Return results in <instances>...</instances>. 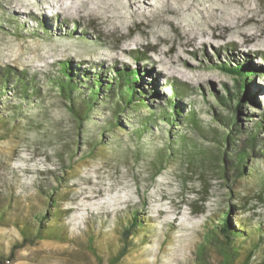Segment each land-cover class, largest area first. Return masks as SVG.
<instances>
[{
    "label": "rangeland",
    "instance_id": "obj_1",
    "mask_svg": "<svg viewBox=\"0 0 264 264\" xmlns=\"http://www.w3.org/2000/svg\"><path fill=\"white\" fill-rule=\"evenodd\" d=\"M242 58L257 68L250 86L263 92L253 97L247 91L248 100L261 103L264 0H0V69L10 66L35 76L40 92L37 101L49 108V118L60 133L51 130L45 139H36L33 128L17 135L11 129L8 136L0 137V193L11 188L14 197L34 201L39 210L43 209L41 201L47 196L40 192L38 183L52 179L49 171H55L57 165L52 150L66 140L77 143L78 148L71 159L69 185L58 186L66 194L60 204L68 211L61 222L66 237L39 239L19 247L18 231L11 225H0V258L11 255L9 239L13 237L16 248L8 264H195V250L206 230V219L228 209L230 199L236 201L233 195L247 196L243 200L249 209L245 216L264 215V185L253 187V180L246 176L229 182V188L216 173L210 177L209 193L201 201L198 177L185 174L189 176L184 186L180 182L183 172L175 163L152 177L145 160L135 158L136 146L125 129L112 134L124 136V155L119 148L107 151L98 145L92 156L82 157L81 149L87 147L79 143L86 145V134L92 135L94 120L102 119L107 112H93L88 123L76 127L63 109L66 101L47 79L56 75L58 62L68 59L84 67L95 63L106 70L114 66L138 69L145 72L137 81L139 87H156L169 95L170 84L182 86L185 110L192 108L204 125H213L224 135L229 128L217 115L228 118L230 112L218 103L217 94L223 93L225 84L233 86L234 81L220 65ZM151 79L153 86L147 84ZM1 98L15 102L10 93ZM156 101L160 99L148 103ZM247 106L258 111L248 102ZM24 107L26 114L35 109L32 100ZM146 111L141 107L137 112ZM239 116L238 123L252 125L245 116ZM18 120L24 122L23 118ZM162 128L154 131L152 143L169 151L170 128L166 131L165 123ZM106 133H101L106 141L112 139L108 135L111 132ZM197 143L219 156L229 151L228 145L201 136ZM247 165L248 176L264 174V156L253 158L252 154ZM192 204L203 205L201 212H193ZM135 206L154 217L149 225L156 227L153 233L157 235L151 236L150 242L144 240L143 246L137 245L118 262H109L113 247L109 249L107 243L116 241L115 234H100L92 225L102 223L103 230H108L115 214ZM228 210L232 219L244 217L239 211ZM136 226L141 228L142 223L137 221ZM89 227L95 234L93 248L86 234ZM207 256L210 264L223 260L216 245H210ZM259 259L255 257L250 264H257Z\"/></svg>",
    "mask_w": 264,
    "mask_h": 264
},
{
    "label": "trees",
    "instance_id": "obj_2",
    "mask_svg": "<svg viewBox=\"0 0 264 264\" xmlns=\"http://www.w3.org/2000/svg\"><path fill=\"white\" fill-rule=\"evenodd\" d=\"M57 66L56 75H48L47 79L51 87H56L64 98L66 106L76 116L78 124L88 123L86 121L92 118L93 112L102 110L107 112L102 119L94 120L92 135L86 134V145L79 143L87 147L81 149L82 157L92 156L98 145L107 151L113 147L119 148L124 155L125 140L122 138L124 136L113 137L112 134H115L116 130L125 129L127 137L136 146L135 158L145 160L152 177L165 166L174 163L183 172L180 182L184 186L188 182L186 176H189L185 174L192 173L197 176L199 186L197 193L200 201L209 193L210 177L217 174L229 188H231L229 182L242 176L253 180V187L259 185L263 188L264 174L248 176L249 156L252 154L253 158L264 156V101L261 103L255 101L254 107L258 111H252L248 110L244 98L247 91L253 97L257 92L263 95L260 89L255 90L250 86L252 77L257 74V68L250 67L249 60L242 58L233 63L220 65L224 73L235 77L233 86L225 84L223 93L217 92L218 103L228 108L230 112L228 118L217 115V118L229 128L224 135H220L215 126L204 125L192 108L185 110L182 101L185 91L176 83L169 85L168 95L159 92L156 87L147 90L139 87L137 81L145 72L140 73L138 69L114 66L107 67L109 69L106 70L101 64L95 63L91 67H84L80 63H72L71 59L60 61ZM147 84L154 85L152 79L148 80ZM8 93L14 97L15 102H11L10 99L2 101L1 97ZM39 94L35 76L10 66L0 69V137L8 136L11 129L16 130L17 135L29 128L35 129L36 139L39 137L45 139L51 130L60 135L57 125L49 118V108L40 104L39 99L37 101ZM153 98L160 101L148 103V100L152 101ZM30 100L35 109L29 110L30 113L26 114L24 106ZM141 107H146L147 111L138 113ZM239 115L245 116L252 125L244 127L238 123L241 122ZM19 118H23L24 122L21 123ZM163 123L167 125L166 131L170 128L169 140L172 142L169 151L152 143L156 137L154 131L163 130ZM104 131L111 132L108 135L111 134L112 139L106 141V137L102 136L104 134H101ZM199 136L224 146L228 145L229 151H226L227 153L223 151L219 156L210 147L198 144ZM220 138L224 142H221ZM77 149V143L66 140L58 149L52 150L57 159V171L56 169L49 171L52 177L50 181L46 179L47 182H44L43 179V182L38 183L40 192L47 196L46 201L44 199L41 201L43 209L39 210L34 201L14 197L11 188L0 193V225H11L18 231L21 238V241H18L19 247L39 239L61 240L66 237L65 227L61 222L68 211L60 207L66 194L61 193L58 186L69 185L67 176L70 173L71 159ZM231 194L233 195L232 190ZM233 197L236 201L231 202L230 199L228 209L239 211L244 217L232 219L229 210L226 209L221 213H214L213 218L206 219V230L203 231L195 250V264H210L207 256L210 245H216L217 251L222 255L223 260L220 264H250L255 257L260 258L257 264H264V215L245 216V213L249 212L248 203L243 201L247 196ZM191 206L194 207L193 212L200 213L203 205ZM153 218L140 212L139 207L135 206L124 213L115 214L108 230H103L102 223L92 225L100 234H115L116 241L107 243L109 249L113 247L109 262H118L128 252L136 249L137 245L143 246L144 240L150 242L149 238L157 235L156 232L153 233L156 227L149 225ZM137 221L142 223L141 228L136 226ZM86 234L88 244L93 248L94 230L89 227ZM9 242L12 255L17 240L12 237ZM161 242L164 243L165 240ZM11 255L0 258V264H8Z\"/></svg>",
    "mask_w": 264,
    "mask_h": 264
},
{
    "label": "water",
    "instance_id": "obj_3",
    "mask_svg": "<svg viewBox=\"0 0 264 264\" xmlns=\"http://www.w3.org/2000/svg\"><path fill=\"white\" fill-rule=\"evenodd\" d=\"M229 76H230V75H229ZM231 77L233 78V81L235 82V77H233V76H231ZM242 97H243V96H242ZM244 98H245V101H247V102L250 104V106L254 108V104H251V103L249 102L248 97H247L246 94L244 95ZM63 106H64L63 109H64L65 113L68 115V117H70V118L72 119V121H74V124H75V126L77 127L79 124L77 123L76 116H75V115L69 110V108L66 106L65 103H64ZM239 178H240V177H239Z\"/></svg>",
    "mask_w": 264,
    "mask_h": 264
}]
</instances>
